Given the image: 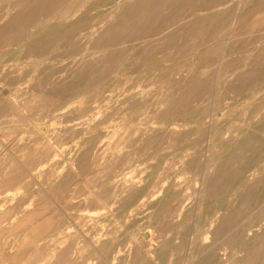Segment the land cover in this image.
<instances>
[{
  "label": "bare ground",
  "instance_id": "bare-ground-1",
  "mask_svg": "<svg viewBox=\"0 0 264 264\" xmlns=\"http://www.w3.org/2000/svg\"><path fill=\"white\" fill-rule=\"evenodd\" d=\"M82 1L79 5L84 4ZM119 1L96 0L94 6L89 7L91 9L86 8V5V9L82 7L86 11L82 10L77 21L65 22L62 21L64 12H66L65 17L73 12H81L80 6H73L65 10L62 5L67 0H16L15 5L18 7L16 13L9 16L6 22L4 20V23L0 24V46L21 45L23 47L25 45L27 53L35 52L39 56H44L53 52L60 44V40L67 39V42H72V36L78 34L80 43L89 48L87 50L89 55H87L90 56L93 54V50L103 51L113 47L122 38L125 39L124 41L143 40L139 43L142 47L141 51H143V55L139 59L144 65V73L157 71L158 75L155 77L160 81L164 80L163 82L167 84L166 92L160 93L155 101L148 97L143 85L139 91H132L137 89L139 82L119 87L122 80L117 76L125 69V60L135 58L134 56L140 54L139 52L127 55V51L124 49L104 52L100 57L91 59L92 62L88 60V63L82 57L81 60H78L82 70L78 72L79 69H77V72L78 75H87V77L69 88H66L62 82L49 84V76L35 80L31 86V90L34 92L44 90V93L54 97L43 104L44 115L51 116V118L61 117L63 114L58 110L69 106L75 98L88 93L104 94V92H108L110 94L104 96L100 102L102 105L112 108L114 112L117 113L121 110L122 113L123 108H115L112 105L113 101L114 103L119 101L117 98L120 97L122 100L118 102L119 105L128 104L126 109H129L132 114L146 116L147 123H156L154 120L157 119V123L160 125L157 129L148 125L141 130H134V137L129 139V143L131 146L138 147L137 153L144 151L147 153L152 150L150 156L153 154L159 156V152L164 149L165 142L187 138L186 131L177 133L173 129L168 131L167 128L170 125L181 128L190 123H196L204 128L208 140L205 153L209 154L206 155L200 169L198 178L200 188L195 198L193 225L186 238L185 233L181 232L182 240H188L185 252L181 254L182 250L179 248V244L171 246V240L164 239L159 242V246L147 245L149 248L143 250V255L137 249L133 253V247L130 251L128 249L127 252H123L120 257L124 259L129 256L130 252L133 253L132 264H264V113L261 112L259 118L251 121L254 116L259 115L260 109H264V101L258 104L246 103V108L250 109V116L240 120H237L233 115L230 118L221 114L224 103L220 104L219 99H216L218 105L214 110H208L204 105L205 96L210 92L212 85L215 86L213 92L217 90L215 91L216 95L217 92L225 90L232 93L233 98L244 100H251L255 94L264 90V79L261 80L264 77V16H261L264 13V0H131L128 2L122 0L121 3H117ZM106 6H110L107 11L100 9ZM167 9L169 11H165ZM92 10L96 11L93 17ZM115 10L118 11L113 15L114 19L102 26L107 16L112 15ZM3 15L1 13L0 20L3 19ZM102 15L104 18L100 20L99 17L102 18ZM41 16L45 18V32L36 36L35 32L30 31L29 39H31L25 41L26 32L23 31L26 30L22 31L21 28H26L25 26H30L29 30L35 28L38 24L40 25ZM94 17L95 20H93ZM50 18L54 21L53 23L48 22ZM157 19L161 21L162 29L159 32H152L151 25ZM12 29L16 36L4 38L5 34L13 31ZM147 37L150 39L145 41ZM23 41L25 43L21 44ZM234 41L237 44L245 45L240 46L241 48L248 47L244 50L246 51L244 56L242 54V57L236 56L239 49L234 50V46H232ZM155 42H159L161 45V54H164L165 57L162 61H171V65L165 66L161 60L150 57L151 52L155 51V47L158 45ZM75 49L71 44L67 55L76 54ZM244 51L239 50L240 53ZM171 52L173 55L170 54ZM182 60H184V64ZM203 61L212 68L210 78H206L202 71L195 68L196 63ZM186 62L188 64L185 66ZM181 64L183 69H180ZM247 66H250V69H246ZM174 74H177L178 78H170ZM14 82L11 80V83ZM47 85L49 86L47 87ZM8 91L0 89V92L6 95L10 92ZM225 100L226 98L222 101ZM162 104L166 105L164 110L155 108L156 105L161 106ZM88 106L87 103L82 109L86 110ZM15 107L18 108L16 105ZM9 109L11 106L0 100V113ZM56 111L60 114L56 113L55 115ZM87 112L89 111L87 110ZM251 114L253 115L251 116ZM228 120L230 125L222 123H227ZM231 122H236L238 126ZM96 128L97 126L90 127L88 125L73 135L74 139L72 138V140H75L79 139L80 135L89 134V137L82 141L73 143L75 149L82 147L78 157L81 158L80 172L88 169L87 158H92L94 154L95 139L97 138ZM234 132H238V134L233 135ZM21 136L18 137L19 141L15 140L17 143L21 142ZM36 140L40 139L36 138ZM41 143L44 146L41 144L40 148L43 147L42 150H44V147L46 148L48 145L43 141ZM37 148L27 152V157L35 158L36 151L40 149ZM48 151L47 148L43 153H48ZM52 152L53 150L50 149V154ZM201 155L204 153L192 157L194 160L190 163L193 170L199 167L198 158H201ZM44 157L48 158L46 155ZM237 158L242 159L239 161ZM40 165L42 164L40 163L31 170H37ZM23 169L24 171L20 169L19 172H11L2 181V184L19 182V173H29L24 167ZM210 169L211 174L209 173ZM42 171L41 166L38 172ZM261 172L263 173L259 175ZM28 175L30 176V174ZM30 177L32 180L33 176ZM69 181L68 177H62L55 185H51V188L48 187L55 191L56 202L41 188L38 189V192L42 191L51 199L50 202L53 205L50 209L44 208L43 220L37 226L42 229L39 234L44 230L50 231L53 227L56 229V238L51 239L54 245L52 250L58 248L57 258L53 264H74L75 262L68 261V256L70 257L76 248L72 243L64 245L69 232L66 231L67 228L62 229L59 224V220L65 213L57 204L68 200L64 191ZM35 184L34 181L33 185L35 186ZM136 184L122 185L119 190L116 188L110 195V198H116L115 202L118 204L121 214H126L134 207H145L153 209L154 220L160 221L163 229H172L173 226L182 225L181 222L177 223L176 219L182 215L184 219L188 217L184 210L185 201L188 198H182V193L175 189L174 184L164 186L165 183L162 185L150 180L146 184L134 186ZM112 186L114 187V185ZM86 191L83 194H88V196L82 199L84 203L94 205L95 211L106 209V206H99L103 204L101 199L108 198L106 189L100 191L98 195ZM125 192V195H121ZM207 194L213 196L212 202L203 205L202 201L206 199ZM228 195L232 199L228 200ZM240 205L245 208L242 209ZM139 210L141 211V209ZM218 212L221 214L215 219L214 216ZM2 218L3 216H0V219ZM81 218L95 222L98 216L84 214ZM201 234L211 235L210 242L202 246V250L196 249L199 242L198 237ZM49 245H43L44 249H47L45 247ZM92 247L94 248V246ZM139 247L141 248V246ZM197 253L198 255H196ZM240 253L243 255H239ZM10 257L14 259L17 255L15 254L14 258L13 255ZM36 260L38 261V259H35V263ZM45 263L49 264L48 262L40 264Z\"/></svg>",
  "mask_w": 264,
  "mask_h": 264
},
{
  "label": "rangeland",
  "instance_id": "rangeland-1",
  "mask_svg": "<svg viewBox=\"0 0 264 264\" xmlns=\"http://www.w3.org/2000/svg\"><path fill=\"white\" fill-rule=\"evenodd\" d=\"M80 1L81 0H67L69 4L65 2L62 5V8L65 10L78 5L81 11L76 13L73 12V14H69L71 16L68 15L67 17L64 16L66 15V12H64L62 21H77L80 18L82 10L86 8L91 9L96 0H85L86 2L83 0L82 3L84 2V4H81L82 6L79 5V3H81ZM121 1L122 0L117 3H121ZM124 1L128 2L131 0ZM15 3L16 0H0V16L1 13L4 14L3 19L0 20V24H3L4 20L6 22L9 16L16 13L18 7ZM109 7L110 6H106L100 9L107 11ZM117 11L118 10H115L112 15L109 14L103 21L102 26L106 25L108 21L113 20V15H115ZM165 11H169V9ZM95 12L96 11L92 10V13H89L93 14V17L95 16ZM261 16H264V13H262ZM42 17L43 16H41L39 20L40 25L38 24L35 28L31 30H29L31 28L30 26L21 28L22 31L26 30L23 31L26 32L24 37L25 41L29 39L30 31L35 32L36 36L45 32V18ZM99 18L103 20L104 17L102 15V18ZM93 20H95V17ZM97 20L100 21L99 19ZM48 22L53 23L54 21L50 18ZM151 27L152 32H159L162 29L161 21L159 19L155 20ZM10 33L5 34L4 38L16 36L14 30ZM94 34H96V32H94ZM77 35L78 34L72 36V42H67V39L60 40V44L56 49L44 56H39L35 52L30 54L27 53V47L25 45H23V47H21V45H1L0 89L3 88L5 91L9 90L10 92L8 91L9 93H7V95L0 92V100L10 105L11 109L2 114L0 113V216H3V218L0 219V264H40L44 262L53 264L55 262L58 248L52 250L54 245L51 239L56 238V229L53 227L50 231L44 230L39 234V231L42 229H40V226H37L43 220L44 208H52L51 199L56 202V193L50 189L51 185H55L62 177H68L70 181L64 191V195L68 197V200L66 202L61 201L57 203L62 212L65 213L59 220V224L62 229L67 228L66 231L69 232L64 245L72 243L77 249L73 250L70 257L68 256L69 262L75 261L74 264H132L134 250L137 249L141 252V255H143V250L149 248L147 245L153 244L154 247L159 246V242L164 239H166V241L171 240V246L179 244V248L182 250L181 254H183L187 248L188 240H182L181 232L185 233L186 238L190 231V227L193 225L195 198L200 188L198 181L200 169L205 161L206 155L209 154L208 152L205 153L206 144L208 142L205 130L196 123L183 126L181 127L182 130L180 127L170 125L167 128L168 131L169 129H173L175 133L186 131L188 133L187 138L185 140H169L168 143H164V149L159 152V156L154 154L150 156L152 150L147 153L145 151L137 153L136 149L138 147L131 146L129 139L134 137L133 133L135 129L141 130L148 125H151L155 129L159 128L160 125L157 123L158 120H154L156 123H147L146 116L132 114L129 109H126L128 104L124 106L119 105L118 102L122 100L120 97L117 98L119 101L115 103L113 101L112 105L115 108H123L122 113L121 110L117 113L114 112L112 108H108L100 102L104 96L110 94L108 92H104V94L88 93L75 98L70 102L71 104H69V106L62 110H58L63 114L61 117L56 116L51 118V116L44 115L43 112L45 107L43 108V104L54 97L44 93V90H41V92H34L31 90V86L35 80L41 79L44 76H49V84L62 82L65 84L66 88H69V86L71 87L87 77V75H78V72L82 70L80 69L81 65L78 60H81L83 57L82 59L87 61V63L89 62L88 60L92 62L91 59H96L104 52H109L113 49H124L127 51V55L138 54L140 52L139 55L134 56L135 58H127L125 62L123 61L125 69L117 76L122 80L119 86L120 88L127 84L139 82L137 89L132 91H139L142 88L141 85H143L144 90L152 101L157 100L160 93L166 92L167 84L163 82L164 80L160 81V79L158 80L156 78L158 75L157 71L155 73L151 72L152 74L150 72V74L144 73V65L141 59H139V57L143 55V51H141L142 47H140L141 45L139 43L143 40L124 41L125 39L122 38L113 47H109L103 51L98 49L93 50V54L88 56L87 50L89 48H86V46L80 43V39ZM30 39L28 41H30ZM149 39L150 37H147L145 41ZM25 41L21 42V44H24ZM155 43L158 45L155 47L156 50L151 52L150 57L162 61L165 57L163 56L164 54H161V45L159 42ZM71 44L76 48L75 50L77 53L74 55L69 54L70 56H68L67 53H69ZM136 44L138 45L135 46ZM242 45L245 46L243 43L237 44L235 42L232 46H234L233 48L235 51L238 49L244 51L248 48H241L240 46ZM239 50L236 56L242 57L246 51L240 53L241 51L239 52ZM170 54L173 55L172 52ZM182 61L184 64V60ZM171 64V61L163 62L165 66ZM187 64L188 62L185 63V66ZM195 68L202 71V74L206 78L212 76V68L208 67L205 61L196 63ZM77 69H79L78 72ZM180 69H183V65ZM246 69H250V66H247ZM170 78L178 77L177 74H174ZM262 79H264V77H262L261 80ZM11 80L15 82L11 83ZM48 86L49 85H47V87ZM212 87L210 92L205 96L204 105L207 109L214 110L218 105L216 99H219L221 102L220 104L224 103L221 114L229 117L233 115L237 120L246 118L249 115L250 109L246 108V103L258 104L264 101V90L255 94L251 100H244L233 98L234 95L225 90L217 92L216 95L215 91L217 90L213 92L215 86L212 85ZM225 98L226 100L222 101ZM211 102H213L212 106ZM87 103L89 104L88 109H82ZM15 105L19 109L16 108ZM155 108L164 110L166 105H156ZM87 110L89 112H87ZM263 110L264 109H260L258 112L259 115L254 116L251 121L259 118V116L264 113ZM58 111L54 114L56 115V113H59ZM252 115L253 114H251V116ZM236 122L231 123L238 126ZM222 123L230 125L229 120L227 123ZM178 124H181V122H178ZM88 125L90 127L97 126L95 131L97 138L95 139L96 152L94 151L92 158H87L88 169L86 173V171H79L81 158L78 157L82 147L75 149L73 143L74 141H82L84 138L89 137V134L80 135L79 139L76 138L75 140H72V138L75 132H78ZM237 134L238 132L233 133V135ZM19 135H22L20 139L21 142L17 143L20 138ZM36 138L40 140L37 141ZM42 141L46 142L50 147H44V150H47V148L49 149L48 153H43V147L40 148V146L43 145L41 143ZM37 144L39 146L38 148H40L38 150L39 152L36 151L35 158H28L27 152H30L32 149L35 150ZM71 146H73L72 149H70ZM50 149L53 150L52 154H50ZM201 153H204V155L198 158L199 167L193 170V166L190 163L194 160L192 157L195 155L200 156ZM43 155H46L48 158H45ZM51 155L53 156L51 157ZM94 156L96 157V161ZM237 159L241 161L242 158ZM40 163L42 164L40 168L38 166L37 170H31ZM41 166L43 171L38 172ZM23 167L29 171L28 174H30V176H33L32 180L27 172H25L18 174L21 181L19 180V182L8 185L2 184V181L5 180L11 172H19L20 169L24 171ZM94 170H96V173H94ZM209 171L211 174V169ZM78 176L80 179L77 178ZM149 180L162 185L165 183L164 186L167 184H174L175 189L182 193V198H188L185 201L186 205L184 208L188 217L184 219L182 215L176 219L177 223L181 222V226L176 227L172 225V229H163L161 222L154 220L153 209H146L145 207H134L126 214H121L118 204L115 202L116 198H110L113 191H115L116 188L119 190V187L122 185H129L131 183L142 185L148 183ZM34 181L36 183L35 186L33 185ZM160 181L163 182L161 183ZM137 184L134 186H137ZM112 185H114V187ZM39 188L46 192L51 199L42 191L38 192ZM103 189L107 190L108 198H106V200L101 199L103 204L99 206H106V209L95 211L96 207L94 205L91 206L82 201V199L88 196V194H83L87 192L86 190L98 195ZM125 194L126 192L121 195ZM212 197V195L207 194L202 204L208 205V203H211ZM227 199L230 200L232 198L228 195ZM106 202L107 204H105ZM240 206L242 209L245 208L243 205ZM139 209H141V211ZM84 214L96 215L98 218L95 222H91L81 218ZM220 214L221 212L216 213L214 218H218ZM176 220L174 221L176 222ZM198 240L199 242L196 249L199 248L202 250V246L210 242L211 235L201 234ZM45 244L49 245L45 247L47 249L43 247ZM92 246H94V248ZM139 246H141L142 249ZM131 248L133 249V253L130 252L129 256L124 259L120 257L123 252H127L128 249L130 251ZM15 254L17 257L14 258ZM10 255H13L14 259H12ZM196 255H198V253ZM239 255L242 256L243 254L240 253ZM36 258L38 259V261L36 260L38 263H35ZM13 260H15V262H13ZM40 260L41 262L39 263Z\"/></svg>",
  "mask_w": 264,
  "mask_h": 264
}]
</instances>
